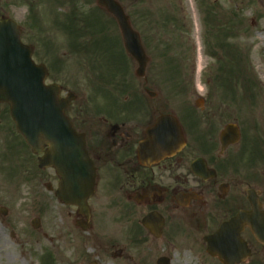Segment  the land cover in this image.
<instances>
[{
  "label": "flooded vegetation",
  "instance_id": "flooded-vegetation-1",
  "mask_svg": "<svg viewBox=\"0 0 264 264\" xmlns=\"http://www.w3.org/2000/svg\"><path fill=\"white\" fill-rule=\"evenodd\" d=\"M107 16L112 35L98 42L100 50L83 37H56L51 60L45 66L46 80L57 84L63 97L72 95L65 112L76 132L83 135L86 154L94 169V186L93 194L87 199L86 213L74 205L61 204L54 195L40 197L41 214L60 221H53L55 228L47 234L40 230V216H37L41 240L51 242L50 247L55 250L64 233L73 241L97 248L96 257L103 251L110 259H119V264H159L158 259H140L148 250L143 243L128 245L141 252L136 259L134 255H127V244L116 242L119 246L116 248L113 244H101L108 240V237H98L106 225L114 229L125 227L161 242V250L169 255L160 257H168L169 264H221L206 253L204 237L216 233L238 212L251 210V201L264 211V133L251 131L246 119L237 116L234 74L228 78L230 84H213V88L228 91L227 100H215L206 92L202 97L196 95L198 85L189 82L188 74L192 73L189 70L183 75L186 83L170 84V91L178 95L176 101H172V94L168 98L160 90L161 86L155 85L154 59L145 51L143 78L134 75L131 82L124 83V56L129 60L128 75L130 64L134 72L139 63L125 54L116 22ZM169 23L172 28L174 22ZM166 40L167 49L171 51L172 31ZM77 43L80 44L78 49ZM148 47L145 42L143 49L148 51ZM69 52H84L90 57L85 70L89 80L84 85L72 83L63 76L65 62L61 54ZM40 57L47 59L44 48ZM166 60L177 66L175 70L186 63L172 58L171 52ZM108 69L110 73L103 75L105 83H92L100 72ZM157 88L158 93L153 95ZM225 101L226 105L222 106ZM242 111L240 109L241 114ZM162 114H171L179 122L181 140L174 154H140L139 144ZM227 125L231 126L230 130L222 139ZM52 178L57 184L59 179L55 173ZM44 186L47 188V184ZM59 206L68 210L70 222L66 231L56 211ZM147 216L150 221L145 228L141 222ZM240 236L250 249V256L240 264H264V246L253 238L250 229L244 226ZM253 255L254 261L251 260ZM40 261L42 264L55 262Z\"/></svg>",
  "mask_w": 264,
  "mask_h": 264
},
{
  "label": "rangeland",
  "instance_id": "rangeland-1",
  "mask_svg": "<svg viewBox=\"0 0 264 264\" xmlns=\"http://www.w3.org/2000/svg\"><path fill=\"white\" fill-rule=\"evenodd\" d=\"M119 1L129 15L131 25L139 32L143 45L147 42L150 46L149 50L145 51L154 59L152 68L155 69V85L158 88L161 86L160 90L168 98L172 94L171 100L176 101L178 96L170 91V84L175 83L177 77L174 75L176 70L171 69L177 66L166 60L169 52L172 53V58L187 60L190 70H194L190 76L188 75V79L189 82L198 85L199 90L196 95L206 92L215 100H227L221 97L219 90L213 89V84L216 82L213 79L215 69L222 62L226 70L232 71L234 64L237 63V66L249 75L256 85L253 97H248L243 87H236L237 116L243 117L240 113V109H243L242 113L247 118L246 124L248 123L250 130L264 133V0ZM78 6L84 15L93 12L100 17V21L106 22V25H103L104 28L99 30L101 23L94 21L91 25L94 27L92 30L94 34L93 36L91 33L87 34L88 39L93 41L106 33L112 35L111 25L107 23L109 19L97 9L95 0H80ZM68 10L67 3L59 5L54 0H0V17H9L20 25L21 40L34 49L33 60L45 66L51 60L48 48H51L56 37L67 39L65 36H68V31L61 28L56 18L61 19ZM170 15H175L176 20L183 23L184 29L181 33L176 31L179 28H175V23L173 24L175 26L170 27L168 19ZM213 15L216 17L213 18ZM217 18L228 26L225 39L227 47L224 51H220L214 46L217 55L213 56L210 49L216 40L215 35H220L221 39V34H224L212 26ZM237 21H239V27L236 28ZM171 31L170 51L167 49L166 39ZM43 48L47 52L46 60L40 57ZM236 51L238 52L237 60ZM228 54L231 56L230 68L227 64ZM61 56L63 63L65 62L64 78H69L72 83L84 85L89 80V75L85 73L89 62L88 54L69 52ZM187 63H184L177 71L179 84L187 82V79L183 77L189 71ZM129 67L132 74L134 67L132 64ZM102 72L108 75L110 70ZM51 75L50 70L49 77ZM208 80L209 83L206 86L205 83ZM46 82L49 83V80ZM92 83L98 84L102 81L97 75ZM158 88L155 89L157 93ZM250 99L253 101L251 102ZM156 100L159 98L157 97ZM219 102L223 103V101ZM224 105L226 101L222 104ZM52 175L51 170L46 172L37 170L34 155L22 145L15 131L9 117L8 106L0 104V205L8 209L6 216L0 215V264H42L41 257L48 253L55 260V264H91L92 261H97V264H119V259H110L103 251L96 257L97 248H90L89 243L85 245V243L73 241L64 233L56 243L58 248L55 250L51 249V242L41 240L40 231L33 229L30 225L34 217L40 216V230H45L47 234L55 228L53 221L60 223L58 219H53L46 213L41 214L39 209L41 196H53V192L50 193L44 187V184L49 181L53 190L55 189L56 181ZM52 202L56 206L54 199ZM56 211L63 222V225H60L65 229L70 222V218L67 217L68 210L59 206ZM131 230L125 227L114 229L106 225L105 230L101 231L98 237H108L106 241L100 240L104 241L102 245L113 244L116 248L119 247L116 242L121 245L127 244V255H134V259L138 258L141 252H136V248L128 247L132 243L130 241L133 238L132 235H136L140 239L139 242L148 248L147 255L140 258L141 260L154 261L160 255H169L167 251L161 250V242L145 237L142 232L136 233L133 232L135 230ZM251 260H255L254 255Z\"/></svg>",
  "mask_w": 264,
  "mask_h": 264
},
{
  "label": "water",
  "instance_id": "water-1",
  "mask_svg": "<svg viewBox=\"0 0 264 264\" xmlns=\"http://www.w3.org/2000/svg\"><path fill=\"white\" fill-rule=\"evenodd\" d=\"M96 3L116 19L125 50L144 64L138 33L131 28L121 5L116 0H96ZM20 33L16 22L0 19V103L9 105L15 128L32 152L41 154L43 146L47 145L38 157V166L53 167L60 177L56 196L63 203L75 204L86 211V199L93 192V168L84 149L83 137L75 132L64 114L70 99L59 96L57 85H45L44 67L32 61V50L20 41ZM143 66L137 70L139 76L143 75ZM149 139L155 142L156 145L150 146L156 151L173 149L175 142L180 140L175 118L162 115L157 119L147 139L141 143L143 151L148 150ZM0 212L5 214L6 210L1 208ZM243 224H247L254 237L264 244V213L254 208L250 213H239L216 234L206 237L207 252L228 264L232 256L241 253L238 230Z\"/></svg>",
  "mask_w": 264,
  "mask_h": 264
},
{
  "label": "trees",
  "instance_id": "trees-1",
  "mask_svg": "<svg viewBox=\"0 0 264 264\" xmlns=\"http://www.w3.org/2000/svg\"><path fill=\"white\" fill-rule=\"evenodd\" d=\"M77 1L79 0H71L69 1L71 4H74L75 6H77ZM76 10V11H75ZM74 12L72 11L70 14L66 15V21L68 20V22H73V19H74V24L72 25V28L73 26L75 27V33L78 35V34H81L84 32V30L88 27H90L92 25V23L95 21V22H99L100 23V17H98L97 15H95L94 13H91V15H88V16H84V15H79L78 13V8H75ZM168 19H175L174 16H169ZM82 23V27H80V23ZM238 27V25H237Z\"/></svg>",
  "mask_w": 264,
  "mask_h": 264
}]
</instances>
